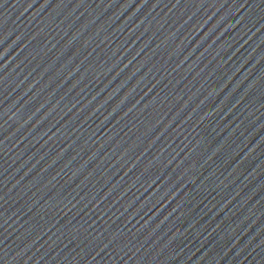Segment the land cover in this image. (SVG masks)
I'll return each mask as SVG.
<instances>
[{
  "label": "water",
  "instance_id": "obj_1",
  "mask_svg": "<svg viewBox=\"0 0 264 264\" xmlns=\"http://www.w3.org/2000/svg\"><path fill=\"white\" fill-rule=\"evenodd\" d=\"M0 264H264L254 0H0Z\"/></svg>",
  "mask_w": 264,
  "mask_h": 264
}]
</instances>
